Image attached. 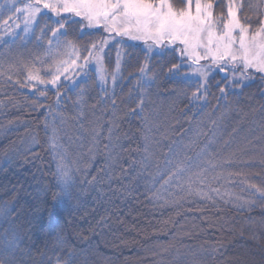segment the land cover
I'll use <instances>...</instances> for the list:
<instances>
[{
	"label": "trees",
	"instance_id": "16d2710c",
	"mask_svg": "<svg viewBox=\"0 0 264 264\" xmlns=\"http://www.w3.org/2000/svg\"><path fill=\"white\" fill-rule=\"evenodd\" d=\"M204 2L214 4L216 16L226 15L227 0ZM244 2L254 19L255 9L247 4L259 0ZM11 3L0 0L3 19L12 15L6 10ZM171 3L185 6V0ZM56 19L50 13L38 17L35 36ZM9 31L14 38L0 33L2 66L39 59L35 67L47 69L70 54L64 37L60 47L54 43L49 49L47 38ZM68 31L66 39L77 47L104 36L96 29L82 35L76 25ZM123 39L105 50L107 93L95 71L80 88L63 89L59 104L52 90L45 98L0 81V258H9L7 245L15 234L20 247L11 264H48L72 249L76 264H264V201L249 187L264 188V78L254 73L245 87L211 82L207 98L193 102L197 78L170 80L164 65L171 54L151 59L152 82L145 83L138 66L145 45ZM117 53L121 72L113 91ZM53 132L59 156L50 148ZM238 148H247L253 158L243 176L226 161ZM185 156L219 165L208 167L203 189L219 194L189 196L181 191L186 177L169 179V169ZM57 163L73 184L72 196L59 200L53 197L59 192ZM245 200L255 206L239 207Z\"/></svg>",
	"mask_w": 264,
	"mask_h": 264
},
{
	"label": "snow or ice",
	"instance_id": "6c2138e0",
	"mask_svg": "<svg viewBox=\"0 0 264 264\" xmlns=\"http://www.w3.org/2000/svg\"><path fill=\"white\" fill-rule=\"evenodd\" d=\"M247 6L255 9L254 19L246 14L244 0H227L226 15L221 14L218 17L214 16V4L204 0H185V6L179 8L175 7L171 0H27L23 7L17 6L16 0H12L6 9L12 15L7 19L0 17V33L14 38L10 29H19L25 36L31 31L38 41L47 38L49 49L54 43L56 47H60L61 38L64 37L63 47L70 50V54L66 52L67 59H60L47 69L43 68V64L40 69L35 67L36 63H41L39 59L31 63L17 61L7 67L0 65V81L20 88L33 89L45 98L47 91L52 90L59 104L63 99V89L80 88L81 84L87 83L90 78L89 72L95 71L99 72V84L107 93L109 81L105 75L103 60L108 53L105 50L113 41L115 44L125 43L123 38L126 37L128 40L142 41L145 45L144 62L138 65L139 74L145 83L152 82L148 76L154 71L150 66L151 59L171 54L172 58L164 65L168 78L185 81L194 74L198 82L195 91L191 92V99L193 102L201 98L206 99L216 72L225 73L226 80L230 77L228 86L245 87V81L251 80L254 73L264 78V0H259L257 5ZM48 13L57 18L55 25L46 27V30L41 29L40 36H35L34 29L39 26L38 17ZM72 25H76L77 31L82 35L91 34L85 33V29H96L104 36L99 41L90 40L87 44L77 47L76 43L66 39L69 35L68 29ZM15 35L19 36V32ZM79 38L82 37L77 39ZM0 41H3V36H0ZM120 72L121 57L117 53L115 71L111 78L113 91ZM219 91L223 94L225 88H219ZM85 94L83 90L80 93L81 97ZM184 95L187 96L188 93L185 92ZM108 100L115 106L112 97H108ZM144 106L145 98H140V111H143ZM50 148L60 155L55 132ZM34 155L36 160L40 159L38 154ZM260 156V163L264 165V151H261ZM252 159L247 148H238L226 157L228 165L237 166V174L241 176L244 175V168L251 166ZM208 167L219 165H212L210 161L204 162L200 159L190 160L186 156L178 157L173 168L169 169V179L184 176L186 183L181 191L189 196L212 199L211 191L219 194V190H203L206 186ZM57 178L56 186L59 192L53 193L54 199L71 197V177L61 163H57ZM249 187L253 194L259 192L260 199L264 201V188H256L255 185ZM238 206L253 207L255 202L245 200ZM2 214L3 209H0V215ZM7 247L9 258H0V264H11L14 251L20 247V238L13 234ZM75 255V249H72L66 256L57 255L50 258L48 264H76ZM83 264H87V261Z\"/></svg>",
	"mask_w": 264,
	"mask_h": 264
},
{
	"label": "rangeland",
	"instance_id": "374dc122",
	"mask_svg": "<svg viewBox=\"0 0 264 264\" xmlns=\"http://www.w3.org/2000/svg\"><path fill=\"white\" fill-rule=\"evenodd\" d=\"M18 1H20V0H16V3L18 2ZM26 2H27V0H25ZM20 5V4H19ZM20 7H23V5H21ZM214 16H216L215 14H214ZM216 17H218V16H216ZM126 38V37H125ZM67 59V58H66ZM204 63H207V62H204ZM193 77H195L196 78V76L193 74L192 75ZM151 79V78H150ZM211 82H213V83H217V84H222V85H224V86H228L229 85V83H230V77H229V79H225V77L224 76H222V74L220 73V72H216L215 74H214V79L211 81Z\"/></svg>",
	"mask_w": 264,
	"mask_h": 264
},
{
	"label": "water",
	"instance_id": "95a60500",
	"mask_svg": "<svg viewBox=\"0 0 264 264\" xmlns=\"http://www.w3.org/2000/svg\"><path fill=\"white\" fill-rule=\"evenodd\" d=\"M220 73L222 74V76H224V77H225V75H226L225 73H222V72H220Z\"/></svg>",
	"mask_w": 264,
	"mask_h": 264
}]
</instances>
